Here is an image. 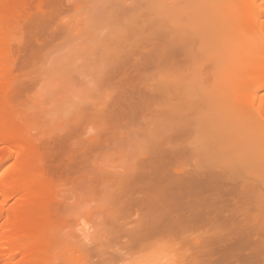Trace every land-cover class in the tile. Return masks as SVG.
Listing matches in <instances>:
<instances>
[{"label": "bare ground", "instance_id": "1", "mask_svg": "<svg viewBox=\"0 0 264 264\" xmlns=\"http://www.w3.org/2000/svg\"><path fill=\"white\" fill-rule=\"evenodd\" d=\"M66 1L78 0H0V107L8 103L14 84L19 56L14 44L24 40L19 34L33 15L31 3L39 18ZM124 1H109L105 10L109 15L118 10L127 17L120 26L135 27L139 36L116 39L126 50L106 60V100L93 111L104 130L77 138L87 144L69 155L71 164L62 157L68 138L52 154L58 159L53 167L43 163L48 156L34 142L14 151L11 139L19 117H0V144L19 157L8 168L3 167L6 153L0 160V264L52 263L65 173L88 171L84 162L91 152L111 145L136 151L130 167L104 179L113 205L110 218L119 229L135 217L132 232L177 235L191 243L184 264H264V110L256 106L264 107V0H207L192 6L178 1L177 13L188 15L187 22L177 13L157 21L148 3L162 4L158 0L136 1L135 8L133 0ZM138 8L134 26L132 11ZM226 20L229 28L221 30ZM40 34L30 37L37 40ZM211 46L216 48L206 52ZM16 254L21 260L15 262L9 257Z\"/></svg>", "mask_w": 264, "mask_h": 264}, {"label": "rangeland", "instance_id": "2", "mask_svg": "<svg viewBox=\"0 0 264 264\" xmlns=\"http://www.w3.org/2000/svg\"><path fill=\"white\" fill-rule=\"evenodd\" d=\"M32 1H36L35 4H37V0ZM109 1L112 5H116L115 1L119 2L123 0H78L71 3L66 1L63 7L54 6L55 8L52 7L51 9L45 8L48 9L46 12L47 17H43L41 14L39 18H37V15L40 12H36L37 8L34 11L35 4L31 3L33 15L31 16V20L26 21L28 22L27 24L25 22L24 31L19 34L24 40L21 45H18V42L17 45L16 43L14 44V50L19 54L17 56L18 60L14 65L15 71L13 70L15 72V74L13 73L15 75L14 84L9 89L8 103L0 107L1 118L10 113L16 115L17 118L19 117L18 122L16 121L14 125L16 131L14 130L15 133L12 134L11 139V148L14 151L16 149L23 151L21 149L27 148L28 143L32 145V142H34V145L36 144L39 148L41 147L40 149L44 150V154L46 153L45 156H48L44 158L45 162L43 163L47 167L49 165L53 167L52 164L55 161L53 153L60 151V147L61 149L63 147L59 141L68 138L64 139L68 144L66 143L65 145L64 141L62 143L66 146V148L64 146V149H62L66 155L64 154L62 157L64 158L63 163L69 162L71 164L70 157H73L74 153L82 152L80 146L87 144V139H84L85 143L82 141L83 144L78 142V139L82 138L81 140H83L89 134L98 133L100 128H102V121L99 122L101 119L98 116H96L98 117L96 119L94 117L96 112L93 115V111H97L95 110L96 107H99V104L102 106L106 100L105 94L108 88L104 84V81H106V68L108 66L106 60L110 56V53L112 55V53L117 51L115 54L120 52L119 55H121L126 50L123 47V44L126 43L122 42V47L125 49L123 51L122 48L117 46L118 44L121 45V42L118 43L116 39L119 40L125 37L123 40H128L129 38H137L139 36L136 34L135 27H131L132 25L130 26L131 28L120 26L126 23L127 17L120 15L118 10L116 11V15L114 13L109 15L108 9L105 10V8L110 7L108 6L110 4ZM131 1L128 0V3H131ZM136 1L141 2V0H133L132 4L135 3L133 8L136 7ZM146 1H143L144 4H146ZM178 1L181 0H163L162 2L158 0L156 3L162 4H156V6L153 3L154 1L148 4L154 5H152L154 9L152 8L153 10H151V14H153V17L155 16L154 18L164 15V17L166 16L169 19V16L177 13L175 4H178ZM205 1L207 0H189L188 4L191 6L196 4L202 5ZM233 1L223 0L222 4ZM124 4H127V0L124 1ZM132 12H134V14L132 13L134 24H132L135 26L138 24L136 21L140 20L139 15H141V11L138 8ZM223 17H227L226 11L223 12ZM181 20L186 21L190 19L188 15L183 14ZM29 22L32 24H29ZM128 24H130V21ZM227 28H229V22L226 20L220 24V29L227 30ZM32 32L35 36H37L36 32L37 34L42 32L43 36L41 34L40 36L38 35L39 38L36 37L38 38L36 40L34 39L35 37H30ZM137 32L140 31L137 30ZM29 37L30 39L33 38L34 41H29ZM252 39H257L255 34ZM28 44H32L34 48ZM28 46L32 47L31 51L28 50ZM213 48L216 47L211 46L206 49V52H211ZM221 65L223 66V64ZM155 80L157 83L158 79ZM256 87H252L251 93L256 92ZM213 91L214 89L212 93ZM95 103L98 105H95ZM239 103L242 104L237 101V104ZM230 106L243 107L242 105L235 104ZM256 106L259 112L264 110V107L262 108L259 103ZM225 113L227 114V112ZM101 130H104V128ZM247 132L249 133V131ZM118 147L111 145L109 149L106 148L107 150L102 151L104 148L96 151L93 150L91 152V154L94 153L92 158L84 162L88 171L83 170L82 173L81 170V172L77 173V171L71 170L76 174L65 173V177H67L61 187L63 190L62 198L56 204L59 211L55 225L57 241L52 251L53 261L51 264H184L187 250L191 246V243L173 234H146V236H142L137 232H132L136 228L135 217L128 219L129 224L121 229H119L118 223L114 224L115 222L110 218V210L113 205L111 204L109 182L107 179V182H105L104 179L112 173L123 171L124 167H130V160H132V156L136 152L132 146ZM5 148L3 145L0 146V160L6 159L5 156H2L6 153L8 159H6V165L3 167L8 168L19 157L15 158L14 152H9L8 149L6 152ZM53 149L59 150L54 151ZM79 149L81 151H77ZM10 154H14L12 155V159L10 158ZM55 162L57 163L58 159ZM36 166L37 164L33 166L35 167L34 169L38 168ZM90 167L93 172L95 171L97 177L94 174L92 176V173L89 175ZM39 169L43 170L42 167H39ZM33 171L36 173L35 170ZM50 171L51 169H49L48 173ZM10 202L14 201L11 199L8 203ZM262 202L264 203V201ZM7 205L6 208L8 207ZM79 248L85 252L86 256H83L82 252H78L77 249ZM9 258L15 262L21 260V256L19 255L15 259L12 256Z\"/></svg>", "mask_w": 264, "mask_h": 264}]
</instances>
